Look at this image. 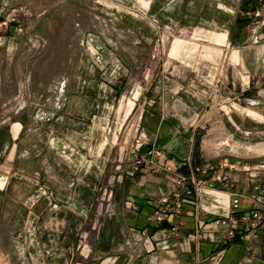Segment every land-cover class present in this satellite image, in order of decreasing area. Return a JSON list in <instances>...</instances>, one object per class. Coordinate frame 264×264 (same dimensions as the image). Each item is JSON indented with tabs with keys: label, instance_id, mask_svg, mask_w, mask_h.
I'll return each instance as SVG.
<instances>
[{
	"label": "rangeland",
	"instance_id": "1",
	"mask_svg": "<svg viewBox=\"0 0 264 264\" xmlns=\"http://www.w3.org/2000/svg\"><path fill=\"white\" fill-rule=\"evenodd\" d=\"M248 1L0 4V23H7L0 27V264L140 260L123 216L135 99L156 76L189 73L204 88L222 65L228 81L231 64L251 74L264 67V12L254 25ZM239 30L244 39L236 41ZM218 33L227 34L224 54L210 41ZM234 51L245 64L232 59ZM257 90L264 100V79Z\"/></svg>",
	"mask_w": 264,
	"mask_h": 264
},
{
	"label": "crops",
	"instance_id": "2",
	"mask_svg": "<svg viewBox=\"0 0 264 264\" xmlns=\"http://www.w3.org/2000/svg\"><path fill=\"white\" fill-rule=\"evenodd\" d=\"M2 3L4 0H0ZM233 37L236 41L244 39L240 30L236 34L233 32ZM210 41L223 48L224 54L228 44L227 34H215ZM205 49L220 55V52L211 48ZM261 51H264V47ZM231 55L235 62L240 59L246 63L240 51H234ZM261 57L258 58L260 62L264 61ZM231 65L234 67L232 81H228L227 70L222 65L217 69L218 78L212 82L206 80L208 84L204 83V88H201L195 75L189 73L153 78L135 99L134 108L139 105L140 113L134 128V138L143 134L146 148L162 150L161 163L168 162L176 167L183 165L184 173L198 166L209 167L208 176H201L202 179L212 177L220 162L263 166L264 154L244 156L245 153L234 151L231 144H243L241 140H249L251 145L264 144V100L260 99L257 90L259 81L264 79V67L260 66L256 73L251 74L238 68L240 64ZM231 101L235 107L243 108L246 116L234 105H224ZM132 106L131 103L130 109ZM227 107L230 109L227 110ZM20 129V124L14 126V138H17ZM225 142L228 144L225 145ZM16 151L15 145L11 150V159ZM126 178L132 190L127 197V210L123 216L130 230L128 244L131 253H138L140 260L128 261L129 255L125 260L100 264H264L262 239L243 241L239 236L229 239L224 230H211L212 225L208 222L227 212V196L207 190L186 200L183 218L179 223L171 220L162 224H149L147 218L153 209L149 200L158 202L170 190V184L164 177L147 169ZM230 182L232 187L229 193L251 197L254 195L251 186L264 182V168L253 179L241 171L233 173ZM3 186L4 180L0 181V187ZM173 204L174 200H171L170 205ZM248 205L246 203V207ZM203 222L209 229L203 227ZM173 224H176V230H172ZM151 250L156 260L143 259L142 253ZM181 253L185 254L184 257L180 256Z\"/></svg>",
	"mask_w": 264,
	"mask_h": 264
},
{
	"label": "built area",
	"instance_id": "3",
	"mask_svg": "<svg viewBox=\"0 0 264 264\" xmlns=\"http://www.w3.org/2000/svg\"><path fill=\"white\" fill-rule=\"evenodd\" d=\"M248 2L251 4L249 11H253L254 18L252 19L254 20L252 23L255 25L257 20L262 18L264 0H249ZM250 22L248 21L249 24ZM2 24L7 25L6 22L0 23V27ZM257 38L258 36H256ZM146 147L147 143L143 134H139L133 139L129 150L132 164L128 175L135 176L142 169H147L159 177H164L170 184V190L158 202L149 200V204L153 207L152 213L147 218L149 224H162L171 222V220L173 223L174 221L179 223L183 218L186 200H191L199 193L208 190L229 198L226 214L208 222L212 225L210 227L212 231L224 230L229 239H235L239 236L243 241L258 239L264 241V182L255 183L251 186L254 191V195L251 197L246 198L238 193H229L232 187L230 180L233 173L241 171L253 179L258 176L264 165L250 166L248 164L220 162L217 164V172L212 177L202 179L201 176H208L209 167L198 166L189 173H184L182 172L183 165L176 167L168 162H160V159L163 158L162 150ZM171 200H174L173 205H170ZM246 203L249 204L248 207H246ZM202 225L208 228L205 222ZM172 230H176V224L172 225Z\"/></svg>",
	"mask_w": 264,
	"mask_h": 264
},
{
	"label": "bare ground",
	"instance_id": "4",
	"mask_svg": "<svg viewBox=\"0 0 264 264\" xmlns=\"http://www.w3.org/2000/svg\"><path fill=\"white\" fill-rule=\"evenodd\" d=\"M228 143L226 142V145ZM232 149L236 152H243V153H257V154H264V144L263 145H251V144H242V143H235L232 144Z\"/></svg>",
	"mask_w": 264,
	"mask_h": 264
},
{
	"label": "flooded vegetation",
	"instance_id": "5",
	"mask_svg": "<svg viewBox=\"0 0 264 264\" xmlns=\"http://www.w3.org/2000/svg\"><path fill=\"white\" fill-rule=\"evenodd\" d=\"M225 145H226V142H225ZM231 146H232V144H231Z\"/></svg>",
	"mask_w": 264,
	"mask_h": 264
}]
</instances>
